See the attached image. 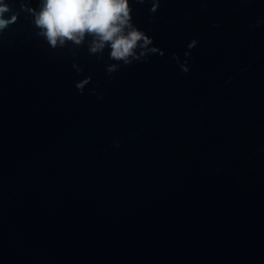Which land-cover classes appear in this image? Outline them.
<instances>
[{"label":"water","instance_id":"1","mask_svg":"<svg viewBox=\"0 0 264 264\" xmlns=\"http://www.w3.org/2000/svg\"><path fill=\"white\" fill-rule=\"evenodd\" d=\"M129 2L126 64L7 0L0 264H264V0Z\"/></svg>","mask_w":264,"mask_h":264},{"label":"clouds","instance_id":"2","mask_svg":"<svg viewBox=\"0 0 264 264\" xmlns=\"http://www.w3.org/2000/svg\"><path fill=\"white\" fill-rule=\"evenodd\" d=\"M30 11L35 25L53 47L67 41L80 44L86 36H91L92 52L108 47L112 59L127 64L138 58V48L146 49L152 43L145 32L132 25L129 0H39L38 8ZM8 12L7 0H0V30L18 19V14L6 16ZM195 45L196 41L192 40L188 47ZM183 70L188 71L186 64ZM87 82L86 79L77 87L82 89Z\"/></svg>","mask_w":264,"mask_h":264}]
</instances>
